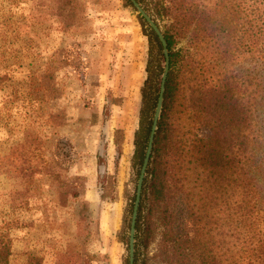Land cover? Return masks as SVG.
<instances>
[{"label":"trees","instance_id":"1","mask_svg":"<svg viewBox=\"0 0 264 264\" xmlns=\"http://www.w3.org/2000/svg\"><path fill=\"white\" fill-rule=\"evenodd\" d=\"M87 1L32 0V10L69 28L85 20ZM137 1L162 28L169 70L137 211L134 264H146L145 237L158 225L164 264H264V0ZM124 4L134 6L131 0ZM139 19L148 37V59L133 137L135 182L164 68L157 34ZM76 47L72 42L58 48L52 61L78 68L82 59ZM47 74L40 85L45 97H54L57 88ZM5 78L0 73V84ZM121 131L115 130L117 145ZM75 159L68 141L58 138L46 158L40 137L27 135L0 157V165L18 173L22 193L40 173L65 198L80 192L78 183L61 180L60 172ZM133 188L129 212L136 183ZM16 222L1 220L0 264H11L9 228ZM128 228L126 216L121 240L127 249ZM26 264L44 262L30 254Z\"/></svg>","mask_w":264,"mask_h":264},{"label":"rangeland","instance_id":"2","mask_svg":"<svg viewBox=\"0 0 264 264\" xmlns=\"http://www.w3.org/2000/svg\"><path fill=\"white\" fill-rule=\"evenodd\" d=\"M139 15L124 0H88L85 20L63 28L57 17L33 11L32 0H0V73L6 75L0 84V157L27 135L40 137L46 158L58 138L66 140L76 159L60 172L61 180L78 183L80 191L63 198L36 173L22 193L18 173L0 165V223L17 221L9 228L11 264H26L30 254L44 264L87 258L91 264H125L121 232L137 183L131 157L148 59ZM72 42L82 59L78 68L52 61L55 50ZM45 72L57 88L54 97L43 94ZM145 240L146 264H164L159 225Z\"/></svg>","mask_w":264,"mask_h":264},{"label":"water","instance_id":"3","mask_svg":"<svg viewBox=\"0 0 264 264\" xmlns=\"http://www.w3.org/2000/svg\"><path fill=\"white\" fill-rule=\"evenodd\" d=\"M131 2L133 3L137 12L146 20L148 25L157 34L162 44L163 53H164V68L161 74L158 97H157L156 105L154 108V113L152 117L151 127H150V131L148 135V140H147L144 156H143L139 174L137 177L135 197H134L132 210L130 214V220H129L128 260H129V264H134L135 223H136V217H137V211H138V206H139V201H140L143 179H144L146 168H147L150 156H151L154 134L156 131L157 121H158L161 107H162L164 86H165V81H166V77H167L168 70H169V53H168L167 42H166V39L164 37L163 31L160 25L154 20L152 15H150L137 0H131Z\"/></svg>","mask_w":264,"mask_h":264}]
</instances>
